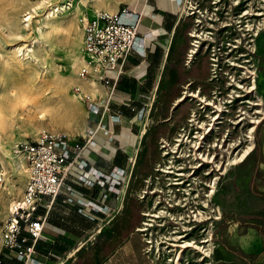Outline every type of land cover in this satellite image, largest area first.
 I'll list each match as a JSON object with an SVG mask.
<instances>
[{
  "label": "rangeland",
  "instance_id": "rangeland-1",
  "mask_svg": "<svg viewBox=\"0 0 264 264\" xmlns=\"http://www.w3.org/2000/svg\"><path fill=\"white\" fill-rule=\"evenodd\" d=\"M60 2L0 0V109L3 112L0 138L12 145L31 141L40 132H50V129L71 133L68 135L71 139L80 138L79 132L86 127L87 112L84 101L75 105L72 99L78 93L86 96L85 83L88 81L78 76L84 58L79 52L84 21L93 16L90 10L116 12L122 7L132 10L141 0H79L67 12L59 9L49 13L52 5ZM176 3L178 14L184 15L174 42V68L183 69L180 81L187 72L194 73L191 90L199 89L208 97L215 91L230 102H222V111H216L212 105L198 108L196 98L189 96L174 108V130L177 126L189 124L187 119H192L194 113V118L202 121L201 126L210 128L205 141L210 144V154L215 162L228 164L226 174L234 165L230 163L233 154L250 141L254 149L257 141L260 144L264 130V0H177ZM193 29L204 31L203 36H188ZM193 45L194 52L189 55ZM214 58L217 63L211 61ZM215 63L217 67L211 66ZM89 84L93 87L92 83ZM234 84H240L242 89H237ZM251 85L254 90L247 93ZM9 88L30 90V103L24 107H9L6 99ZM235 94L240 97H233ZM37 106H43L45 111ZM164 106L162 104L158 109L164 110ZM252 126V137L246 138ZM162 142L157 143L153 136L147 140L144 152L156 160V165L145 175L150 178L159 176V188L165 192L170 188L165 184L173 179L165 180V176L171 175L159 173L156 169H167L166 166L171 165L166 159L172 160L170 156L174 147L172 140H169L171 143L165 141L171 148L168 150L170 155L163 157ZM18 155L23 158L26 168L23 154ZM25 180L26 176L21 173L16 176V189L0 193V228L9 205L20 199ZM18 187L22 190L19 191ZM158 200L162 201V196L155 198L154 203ZM211 200L219 206L215 194ZM147 207V214H151L147 220L149 227L145 236L140 233L144 243L147 241L145 251L152 264H214L212 250L219 233L215 231L223 216L213 221L212 215L211 220L206 221L201 214L198 221L192 223L190 216L187 218L190 208L176 216L167 210L156 212L152 202L147 203ZM219 211L222 215L220 207ZM195 245L199 248H194ZM87 249H90L89 243Z\"/></svg>",
  "mask_w": 264,
  "mask_h": 264
},
{
  "label": "crops",
  "instance_id": "crops-1",
  "mask_svg": "<svg viewBox=\"0 0 264 264\" xmlns=\"http://www.w3.org/2000/svg\"><path fill=\"white\" fill-rule=\"evenodd\" d=\"M133 8L142 14L138 30L145 37L144 55L127 56L108 110L86 113V127L79 132L81 138L95 131L94 145L83 152L88 167L105 175L124 170L125 175H120V185L109 190L81 184L80 171L73 170L48 209L43 200L37 211L45 217L36 245L37 264H152L140 233L145 204L139 189L156 160L144 149L151 136L157 143L169 142L174 108L190 96L195 74L187 72L180 81L183 69L174 68L176 32L184 19L178 14V4L141 0ZM96 85L92 91L95 87L86 82L84 93L101 106L108 88ZM162 104L165 109L159 110ZM113 114L120 115L119 122L109 120ZM67 185H72V194ZM215 196L223 218L215 231L219 233L212 250L214 264H264V130L259 150L254 147L228 169ZM1 255L4 264H23L8 250L3 249Z\"/></svg>",
  "mask_w": 264,
  "mask_h": 264
},
{
  "label": "built area",
  "instance_id": "built-area-1",
  "mask_svg": "<svg viewBox=\"0 0 264 264\" xmlns=\"http://www.w3.org/2000/svg\"><path fill=\"white\" fill-rule=\"evenodd\" d=\"M141 16V13L122 7L116 12L98 11L84 21L82 43L84 62L80 64L78 76L108 88L105 104L101 106L85 96L84 104L88 114L98 115L101 111L108 110V104L114 96L115 83L118 76L123 73L127 56L131 53L144 55L145 37L141 36L138 30ZM110 73H115V77H110ZM192 115L189 124L197 130L194 138L188 140V137L178 136L175 137V141L173 138L174 150H171L173 154L170 156L172 160L166 159L171 165L166 166L167 169H156L159 173L171 175L164 174L165 180L170 177L173 179L171 183L165 184L170 188L163 192L159 188L160 177L150 176L149 178L153 180L147 178L143 182L144 189L143 187L140 189L139 198L145 204V221L140 227L143 236L149 227L147 220L151 217V214H147L149 202H152L156 212L167 210L174 212L176 216L190 208L187 218L190 216L192 223L198 221L197 217L201 214L206 221L211 220L212 215L213 221L222 217L219 207L211 198L228 164L223 161H219L218 164L215 162L214 156L210 154V144L205 141L208 139L205 134L210 128L204 129L201 124L194 121L196 115L194 113ZM109 120L119 122L120 115H110ZM98 126L103 130L102 124ZM94 133L95 131L91 130L79 139H71L63 133L43 131L35 139L17 144V149L24 156L27 176L20 199L9 206L7 217L0 228V264H4L1 255L3 249L11 252L23 264H37L36 245L45 223V217L37 213L38 208L44 199L47 209L53 204L61 186L73 170L80 171L79 181L85 186L96 184L101 187L107 186L111 190L120 185L119 177L125 175L124 170L120 173L111 171L105 175L88 167L83 152L86 147L94 145ZM160 148L164 150L163 157L170 155L168 150L171 147L165 141L161 143ZM252 150L253 147L245 157ZM244 158L233 164L241 162ZM90 177H94L95 181ZM5 183L6 173L0 164V192L4 189ZM66 189L70 194L73 193L72 185H67ZM160 196L163 200H158L155 204L154 199L157 197L160 199ZM187 222L189 224V220Z\"/></svg>",
  "mask_w": 264,
  "mask_h": 264
},
{
  "label": "bare ground",
  "instance_id": "bare-ground-1",
  "mask_svg": "<svg viewBox=\"0 0 264 264\" xmlns=\"http://www.w3.org/2000/svg\"><path fill=\"white\" fill-rule=\"evenodd\" d=\"M61 1L60 3H57V4H53L52 7L50 8V11L49 13H53L54 12H57L59 9L62 11V12H67L69 11L70 9L74 8L75 5L78 3L79 0H59ZM97 12L96 11H91L90 10V14L91 15H95ZM203 33L204 31L200 32L198 31V29H193V31L190 33V37H197L199 36V38H201L203 36ZM207 33V32H206ZM194 40V39H192ZM194 42H198V40H195ZM83 43V41H82ZM194 45L193 47H191V49L189 50V55L190 53L194 52ZM79 52L82 54H84L83 52V49L82 47L79 49ZM215 60V61H214ZM211 61H214L217 63L216 59H211ZM83 62H84V58H83ZM213 64L211 66H215L217 67V65ZM214 67V68H215ZM90 83L93 84V86L95 87L94 89H92V91L96 90L97 88V83L95 81H90V80H86ZM253 81H251L252 83ZM231 86H233L232 84H229ZM234 86L237 88V89H242V86L239 84H234ZM254 90V86H250V89L247 90V93H251V91ZM235 92V91H234ZM190 96L196 98L197 100V105L198 108H202V107H205V106H211L212 107H215L216 108V111H222V102L224 103H228L230 102V100H226V99H223V97H219V95H217V93L215 91L211 92L210 93V96L211 97H208L206 95H200V91L198 89L196 90H190L189 92ZM6 95H7V101H8V106L11 107V108H17V107H24L26 106L28 103H30V97H31V92L30 90H21V91H15L13 90L12 88H9L6 90ZM233 97L235 98H238L240 97V95H233ZM84 97L82 94L78 93V94H74L73 95V103L75 105H81L82 102L84 101ZM217 101V102H216ZM248 102V101H247ZM254 105H258V103H252ZM39 109H43L41 106H37ZM211 107V108H212ZM66 110H69L68 108H66ZM42 111H45V110H42ZM256 112H259L258 110H256ZM75 113V112H74ZM73 115V113H71ZM66 115V114H65ZM70 116V115H69ZM75 115H73L74 117ZM3 120V112L1 111L0 109V123L1 121ZM206 129V128H204ZM253 129H254V126H252L251 128L248 129V134H246V138H250L251 139V134L253 132ZM50 132L52 133H63L65 135H70L71 133H65V132H61L60 130H55V129H50ZM248 140H245V142H247ZM241 144V142H240ZM238 144V146L240 145ZM251 149V141L250 143L246 144L244 147L242 148H239V150H237L233 156L231 157V160H230V163L233 164L235 163L237 160H240L241 158H244L245 155L249 152V150ZM240 151H242L240 153ZM18 154H21L19 152V150L17 149V144L16 145H12L10 143H7V142H4L2 141V139L0 138V164L2 165L5 173H6V183H5V186H4V189L0 192L2 193L3 191H6V192H12L13 189H16V176H19L21 173L24 174L25 176H27V170L26 168L24 167V163L22 161L23 158H21L20 155ZM22 155V154H21ZM7 173L9 174V177H7ZM19 188V191L22 190L21 187H18ZM13 200L10 199V202H12ZM14 203V202H13ZM11 203V204H13ZM10 204V205H11ZM9 205V206H10ZM205 242V241H203ZM188 246H191L190 244H188ZM194 248H199L197 245H195Z\"/></svg>",
  "mask_w": 264,
  "mask_h": 264
},
{
  "label": "flooded vegetation",
  "instance_id": "flooded-vegetation-1",
  "mask_svg": "<svg viewBox=\"0 0 264 264\" xmlns=\"http://www.w3.org/2000/svg\"><path fill=\"white\" fill-rule=\"evenodd\" d=\"M198 116H200V114H198ZM194 120L197 123L202 122V121H200L198 119V117L195 118ZM190 121H191V119L188 118L187 122H190ZM186 126H188V127H186ZM186 126L185 127L177 126L175 128L174 132L172 133V135L170 136L169 140H173V138H174V141H175V137H178V136L181 137V138L188 137V140H191L192 138H194V135L197 133V130L194 129V127H192L191 124H187ZM148 177H150V175L145 176L144 179H143V182H145V180H147Z\"/></svg>",
  "mask_w": 264,
  "mask_h": 264
},
{
  "label": "trees",
  "instance_id": "trees-1",
  "mask_svg": "<svg viewBox=\"0 0 264 264\" xmlns=\"http://www.w3.org/2000/svg\"><path fill=\"white\" fill-rule=\"evenodd\" d=\"M255 150H259V143H258V141L256 142Z\"/></svg>",
  "mask_w": 264,
  "mask_h": 264
}]
</instances>
